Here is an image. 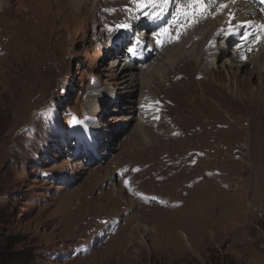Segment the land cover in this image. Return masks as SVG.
Returning a JSON list of instances; mask_svg holds the SVG:
<instances>
[{
    "label": "rangeland",
    "instance_id": "1",
    "mask_svg": "<svg viewBox=\"0 0 264 264\" xmlns=\"http://www.w3.org/2000/svg\"><path fill=\"white\" fill-rule=\"evenodd\" d=\"M3 1L9 2L0 12V236L6 250H32L31 264H264V54L245 64L262 43L264 21L247 24L234 14L225 20L232 0L218 15L184 14V25L220 16L221 33L241 26L228 48L241 53L230 55L238 56L233 69L249 92H229L228 67L216 62L222 78L211 81L223 101L215 106L205 97L211 110L189 97L172 98L178 86L170 73L180 59L162 76L144 73L148 89L141 82L133 94H118L113 63L132 51L129 62L142 65L137 51L147 44L127 51L139 30L164 54L147 56L134 68L137 77L174 53L179 0L143 8L134 0H81L82 7L76 0ZM247 2L264 18L261 1ZM147 7L156 22L151 34L155 22L146 21ZM118 16L135 28L118 23ZM31 30L39 36L33 47ZM18 50L26 51L17 56ZM141 95L147 100L139 107ZM209 110L222 120L205 142L195 129L213 116Z\"/></svg>",
    "mask_w": 264,
    "mask_h": 264
},
{
    "label": "bare ground",
    "instance_id": "2",
    "mask_svg": "<svg viewBox=\"0 0 264 264\" xmlns=\"http://www.w3.org/2000/svg\"><path fill=\"white\" fill-rule=\"evenodd\" d=\"M128 1H131V0H128ZM171 2H173V1L168 0V2L164 3V4L166 5V4L171 3ZM177 2L179 3L178 4L179 7L177 8V9H179V13L175 14V21H176V23H178L179 27H178L177 31L175 32L176 33L175 38H177L178 33H179V36H178L177 40L175 39V42L173 41L175 43V46L173 48L174 53L169 54V57L162 58V60H160L159 63H156V65L153 64V63H155V61H153V63L150 62L149 65L147 66V68L143 72L139 73V77H137L135 75L134 68H138L141 64H139V63L131 64L129 62L130 58H129L128 54H125V53L117 54L116 60L114 61L113 64H114V71H115L114 76H115V79L117 80L118 89H120L118 94L119 93L124 94V95L125 94H129V95L133 94L137 90L138 83H141V82H142V85L146 89H148V87L150 86L151 79L148 77L142 81V78H143L142 75L144 73L152 71L153 73L156 74V72H157L160 76H162L165 73L167 66L171 67V65L173 64V62L176 59H180L179 61H177V70L175 69L173 72L170 73V78H175L176 83H177L176 85L178 86V92L172 97L176 102L177 101L182 102L184 98L189 97L190 100H192L191 101L192 105L196 106V104L199 103V106H200V104H203L208 109L212 110L213 109L212 105H209L208 102H206L207 99L205 97H207L212 102V104H214L215 106H217V105L220 106V103H222L221 101H223L222 100L223 95L219 94L221 92H219L218 88H215L216 86H214V83L211 81L212 80L211 78H213V77H214V79H217V78L221 79L222 78V77H219L222 75V70H217V68L214 66V64H216V62H221L222 66L228 67V69L226 70L228 72V75L226 77V78H228V82L225 84L226 89L229 92H231V93L235 92L236 94H239L240 96L246 95L249 92V88L245 82L239 81V78L235 74L234 69H233V66L236 63L235 60L238 56H240L239 54H241V53L239 50L234 49L231 51L228 48L229 40H231L232 38H235V34H236V32H238V30L241 28V26H238V23H237L236 27L232 26L231 28H228L225 33H221L220 32L221 28L224 26H223V22H218L220 19V16H218L217 19L213 18L214 21H212V20L211 21H209V20L203 21V19H202L198 22H195V21L193 22V21L189 20L190 22H187L185 24L186 25L185 26L183 24V22H184L183 16L186 13L192 14L193 13V7H192L191 3L190 4H189V2L186 3L185 0H179ZM79 3H80V6L82 7L83 4H81V0L75 1V4H79ZM134 3H135V0H134ZM225 3H226V0H217V1H215L213 8L211 10L206 11L205 13L210 12V16L218 15L220 13V11L222 10L220 5L225 4ZM175 5H176V1H175ZM8 6H9V2L7 3V1L0 0V12L6 11ZM135 7L141 8V7H137L136 3H135ZM170 10H171V8H170ZM228 11L226 13L225 20H227V19L229 20L230 14H234L239 19V22L243 21L244 23H247V24L248 23H255L258 20L262 21V22L264 21V18L260 14L261 12L256 7H253L250 3H248L247 0H232L230 12H228ZM205 13L203 15H205ZM207 17H209V16H207ZM172 20L173 19H171V21ZM117 22L120 24H123V23L128 24L127 28L130 30L135 28V25H136V22L126 21L125 17H121V16L117 17ZM149 26H150V24H149ZM262 34H263V36H262V38H260V39H262L261 40L262 43L258 47L254 48V50L251 51L250 59H249V61H246L245 64H250L251 62L253 64H257V60L263 56V54H264V33H262ZM245 35L247 36L246 31L244 32V36ZM220 36H221V40H220V43H218V45H217V39ZM38 38H39V36L35 31L31 30L28 32V41L31 44L30 47H33L34 45H36V42H38ZM134 38H136V40L139 43H141L142 45L147 44L146 46H147L148 51L146 53V57L151 55V54H157L158 58L159 57L161 58V54H164L163 53L164 51L160 52L161 49L159 50V48L156 47L157 43L156 44L154 43L153 38L152 37L149 38L148 35L144 33V28L139 30L136 33V35L134 36ZM3 39L4 38H2V40ZM155 40L157 41L158 39L155 38ZM240 44H241L240 42L236 43V45L233 44L234 48H237L238 46H240ZM212 47H216V49L214 50L213 54L211 55V56H213V58H212L213 61H212V63H209L208 59H209V54H211V52L213 51ZM129 49H132V48L129 47ZM164 50H166V49H164ZM25 51L26 50H21V51L18 50L16 52V55L22 56ZM244 51H246V50L244 49ZM231 52L234 55L238 54V56L237 55L234 56L232 54L234 57H231V55H230ZM255 68H256V71H259L258 70L259 67H257V65L255 66ZM261 70L264 71V68L260 67V71ZM246 73H250V71H247ZM251 73H252V71H251ZM233 76L235 77L234 85H232V83H230L231 82L230 80L233 79L232 78ZM238 83L241 84L239 86V90L237 87ZM225 87H222V88H225ZM260 87L263 90L264 86H260ZM257 89H258V87L255 89V91ZM124 95H123V100H125V102H129L130 98H127ZM255 95H258V94L256 93ZM144 96L145 95H141L139 107L144 105L145 101L147 100L144 98ZM182 97H184L182 99V101L181 100L179 101V98H182ZM263 102H264V100H263ZM188 106H190V105H188ZM195 106L190 107V109L195 110L196 109ZM221 106H223V105H221ZM130 108H132V110H138L137 108H134V107H130ZM222 109L217 108V110L219 112H222ZM203 110L205 111V109H203ZM203 110H202V112H203ZM211 110H209V111H211ZM217 110H215V111H217ZM200 112H199V115H200ZM211 113L213 116H209L207 114H206L207 116L204 115L205 118L203 120L201 119V123L199 121L200 127L195 129L197 131L202 130L204 135H202L201 132H200V134L203 138H205V142L206 141L209 142V140H211L212 135L210 133V129L212 128L213 123H216V122H219L222 120V117L220 115L222 113H220L216 118L214 117L215 115L213 114L212 111H211ZM197 114H198V112H197ZM224 116H223L224 118H228L227 115H224ZM201 118H202V115H201ZM177 128L179 129L178 126H177ZM201 143H202V145H204V141ZM199 155H201V153Z\"/></svg>",
    "mask_w": 264,
    "mask_h": 264
},
{
    "label": "trees",
    "instance_id": "3",
    "mask_svg": "<svg viewBox=\"0 0 264 264\" xmlns=\"http://www.w3.org/2000/svg\"><path fill=\"white\" fill-rule=\"evenodd\" d=\"M0 236V264H31L33 254L32 250H22L21 252L6 250L5 246L8 242H3ZM12 255V256H8Z\"/></svg>",
    "mask_w": 264,
    "mask_h": 264
},
{
    "label": "snow or ice",
    "instance_id": "4",
    "mask_svg": "<svg viewBox=\"0 0 264 264\" xmlns=\"http://www.w3.org/2000/svg\"><path fill=\"white\" fill-rule=\"evenodd\" d=\"M156 0H135V3L140 6L141 8L146 7L148 4H155ZM163 3H167L168 0H162ZM210 0H191L193 5V15H195L196 11H199L201 14L208 11L206 4L209 3ZM221 8L226 7L225 4L220 5ZM163 11V9H161ZM159 15V14H157ZM117 27H125V26H117ZM179 33L177 34V38Z\"/></svg>",
    "mask_w": 264,
    "mask_h": 264
}]
</instances>
